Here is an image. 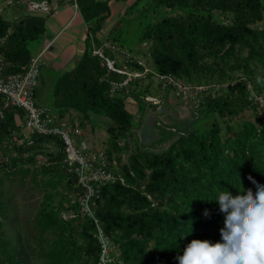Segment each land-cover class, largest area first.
<instances>
[{
    "label": "trees",
    "instance_id": "16d2710c",
    "mask_svg": "<svg viewBox=\"0 0 264 264\" xmlns=\"http://www.w3.org/2000/svg\"><path fill=\"white\" fill-rule=\"evenodd\" d=\"M46 1L49 14L16 3L0 10V76L24 74L39 44L52 40L50 16L64 2L76 7L86 28L82 53L66 71L51 64L53 76L41 66L34 101L54 125L65 124L76 151L95 154L89 171L112 180L80 182L82 165L69 159L64 138L25 135V112L3 97L0 264H177L190 240L219 243L223 217L205 199L217 187L246 195L239 176L246 190L255 191L249 177L264 184V0ZM111 2L124 7L117 32L98 38ZM130 30L137 50L123 43ZM95 50L141 78L108 70ZM178 86L196 95L187 127L165 149L142 147L145 115L170 96L183 100ZM87 124L107 134L101 152L82 149ZM23 189L40 195L26 211L16 196Z\"/></svg>",
    "mask_w": 264,
    "mask_h": 264
},
{
    "label": "clouds",
    "instance_id": "9594fccd",
    "mask_svg": "<svg viewBox=\"0 0 264 264\" xmlns=\"http://www.w3.org/2000/svg\"><path fill=\"white\" fill-rule=\"evenodd\" d=\"M239 181V190L246 195L234 198L230 189L217 187L214 199H205L219 205L223 217L220 242L190 240L176 257L177 264H264V184L249 177L253 192L244 188L241 176ZM209 214L205 209L203 215ZM188 229L184 236L190 233Z\"/></svg>",
    "mask_w": 264,
    "mask_h": 264
},
{
    "label": "rangeland",
    "instance_id": "374dc122",
    "mask_svg": "<svg viewBox=\"0 0 264 264\" xmlns=\"http://www.w3.org/2000/svg\"><path fill=\"white\" fill-rule=\"evenodd\" d=\"M9 1L10 0L0 4V10L1 9L9 10L8 8H6L9 5L8 4ZM111 4H112V15L107 20V22L105 23L102 31L97 34L98 38H102L104 36H109L108 35L109 30L112 32L111 36L115 35L117 32V29H118L117 22L119 21V18H120L119 14L123 12L124 7L121 6L120 4H116L114 2H111ZM12 6L10 5L9 8L11 9ZM17 6H19V5H17ZM65 10H70L72 13H75V15H74L75 19L79 16L76 8L71 6V4L69 2L62 3L60 8H59V11L57 13H59V14L63 13ZM54 16H56V14H54ZM54 16H50V18L52 20L51 22H55L54 21L55 18H53ZM50 18H49V20H50ZM71 18L72 17H70V19ZM76 24H77V22L75 21V25ZM80 26H77V25L72 26V28L74 27L75 29H71V30L70 29L67 30V29L62 28L61 31L58 32V34L57 33L56 34L51 33L53 36L51 38L52 39L51 41H47V42L39 44L38 47H40V48H38L37 51H40V53H42V51L44 52L45 47L49 44H51V46L54 44L53 48H54L55 52H58L59 49H61V50L63 49L62 51H65V56H67V57L66 58L61 57L62 60H58V63L59 62H61V63L59 64L58 67L57 66L54 67V68H56V71L63 72V71L68 70L70 67H72V65H74V60H75L76 56H79L82 53L83 39L85 36L84 33L81 35L82 39L79 38V40H77L75 38L74 40L68 41L64 37H61L64 34L72 35V37H73L75 33L76 34L78 33L77 30L82 29V26H83V28L85 27L84 24L81 27ZM137 34L138 33H136V31H132V30H130L129 33L124 32L123 37L126 38V39H124V42H123L124 45L128 46L129 48L132 47L134 50H137V49H135V48H137V45H136ZM75 36H77V35H75ZM77 37H79V36H77ZM107 43L108 42H106V44ZM108 46L109 45L107 44L106 47H108ZM50 48L51 47H49V49L46 52H48L50 50ZM138 50H140V49H138ZM125 51H128V50H125ZM44 54H45V52L43 53V65H42V67L44 68L43 70L47 71L48 74H50L51 76L56 75L57 72L49 67L51 65V60L46 59L44 57ZM126 54H128V53H126ZM54 55H55L54 59H57V57L59 56V54H55V53H54ZM66 59H67V62H66ZM56 61L57 60H55V62ZM144 63L148 67H150V65H149L150 63H148L146 61ZM145 73H146V71H145ZM129 74H130L129 77H127L128 81L130 80V78H133V77L134 78H136V77L141 78V76L139 74H136L133 72L131 73V71L129 72ZM141 81L143 82V84H146L149 80L145 77ZM152 82H153V90L152 91H154V93H155L158 90L157 79L153 78ZM125 83H126V81L123 84H125ZM194 95H195L194 92H190L189 96L186 99H183L180 101H179V98H177V97H172V96L169 97V99H168L169 104L167 103L166 108L171 109L174 112L175 116H174V118L170 119V121H171L170 124H168V123L165 124L164 125L165 128L163 127L164 129H161L159 131L160 132V134H159L160 138L156 142L150 144L149 146H155L154 148L156 150L165 149L169 145V143L171 141H173L174 139H176V137H178L179 133H181V131H183V129H185L187 127V125L189 123V119L192 117V106H190V102H191L192 98L194 97ZM156 97L155 96L148 97V100L157 104L159 102H158V98H156ZM3 99H4L3 97H0V101H2ZM126 108L133 114L136 112L135 105L129 100L126 103ZM160 124L161 123H159V126H160ZM23 133L25 135H30L29 129L26 128L25 126L23 128ZM81 135L83 136L82 140L87 147L90 146V148H92L95 152H101V150L103 148V141H105L107 138V134L105 133L104 130L97 128V127L95 130H92L90 128V125L87 124L85 129L83 131H81ZM146 148H148V147H146ZM32 194L33 193H27L26 191H24V189L19 191L16 194L17 198H20V199L24 198L25 199V200L23 199L22 201H20L19 210L23 211L22 209H24L26 211V209H27L25 207L26 203L30 204L31 202H33L36 205V202L40 199V195L37 193H34L33 198L31 199L30 197L32 196ZM22 216H23V214H22Z\"/></svg>",
    "mask_w": 264,
    "mask_h": 264
},
{
    "label": "built area",
    "instance_id": "2783aa9c",
    "mask_svg": "<svg viewBox=\"0 0 264 264\" xmlns=\"http://www.w3.org/2000/svg\"><path fill=\"white\" fill-rule=\"evenodd\" d=\"M14 3L26 5L27 10L36 15L50 13V7L46 0H10L8 2L9 5H13ZM56 8L57 6L54 7L55 11ZM49 47H51V44L45 47L44 52H46ZM44 52L42 51V53L32 58L24 74H15L9 76L8 78H3L0 76V95L4 97L10 104H13L25 112L24 125L29 129L30 133L42 135H61L64 138L69 159L71 161H77L82 165V168L80 169V182H105L112 180L110 174L105 173L100 169L89 171L90 163L88 161V157L94 159L95 154L86 156L80 151H76L72 145L68 132L64 129L65 124L63 123L61 127L54 125L50 116L48 115V111L35 105L34 93L38 87V78L40 74V68L43 65ZM93 54L104 61V64L107 66L108 70L117 72L119 74H127L129 77V73H126L124 70L116 69L115 61L106 57L101 50H95ZM179 94L182 95V99H186L189 96L190 91L187 87L178 86L177 95ZM76 133L79 134L80 132L76 130ZM82 149H87V146L84 143L82 144Z\"/></svg>",
    "mask_w": 264,
    "mask_h": 264
},
{
    "label": "crops",
    "instance_id": "0c3cea01",
    "mask_svg": "<svg viewBox=\"0 0 264 264\" xmlns=\"http://www.w3.org/2000/svg\"><path fill=\"white\" fill-rule=\"evenodd\" d=\"M74 15H75V13H72L70 10H65L63 13H60V14L57 13L56 16L53 17V18H55V20H54L55 22H51L52 21L51 18H50V20L48 19L47 20V25L49 27V32L53 33V34H56V33L58 34V32H60L62 28L63 29H67V30L68 29L71 30V29H75L74 27L72 28V26H76V25L77 26H80V25L82 26L83 25V20H82L81 16L78 14L79 16L76 18L77 19L76 20ZM70 17H72V18L70 19ZM75 21L77 22L76 25H75ZM77 31H78V33L77 34L75 33L74 36L77 35L79 37H77V36H75V37L73 36L72 37V35H68V34H64L61 37H64L68 41L74 40L75 38L77 40H79V38L82 39L81 35L83 33L85 34L86 28L85 27L83 28V26H82V29H79ZM53 45L51 46V48H50V50L48 52H45L44 57L46 59H50L51 60V64L53 65V67H56V66L58 67L59 64L61 63V62L58 63V60H62L61 57L66 58L67 56H65V51H62L63 49L62 50L59 49L58 52H55V50L53 48ZM54 53L55 54H59L57 59H54V57H55ZM55 60H57V61L55 62ZM66 62H67V59H66Z\"/></svg>",
    "mask_w": 264,
    "mask_h": 264
},
{
    "label": "water",
    "instance_id": "95a60500",
    "mask_svg": "<svg viewBox=\"0 0 264 264\" xmlns=\"http://www.w3.org/2000/svg\"><path fill=\"white\" fill-rule=\"evenodd\" d=\"M174 116V112L163 105L151 108L145 115L142 127L138 132L140 145L147 147L156 142L160 138L158 129L160 122L158 120L164 124H170V119L174 118Z\"/></svg>",
    "mask_w": 264,
    "mask_h": 264
}]
</instances>
